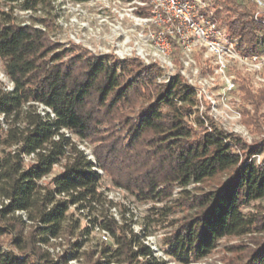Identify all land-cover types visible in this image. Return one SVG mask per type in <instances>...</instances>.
Listing matches in <instances>:
<instances>
[{"label":"trees","instance_id":"16d2710c","mask_svg":"<svg viewBox=\"0 0 264 264\" xmlns=\"http://www.w3.org/2000/svg\"><path fill=\"white\" fill-rule=\"evenodd\" d=\"M245 1L228 0L231 5L215 19L227 13L220 24L241 39V52L264 53V24ZM50 4L0 0V62L13 83L8 90L0 82V264H68L79 259L95 231L108 238L92 246L90 264H167L145 243L148 229L135 232L129 209L100 191L102 175L95 169L138 202L166 203L164 213L156 212L160 220L176 210L185 213L169 221L172 232L164 241L163 252L178 264L209 257L224 238L264 232V217L243 211L264 201V160H250L263 151L212 119L187 120L199 100L179 71L170 83L158 84L159 66L137 59L77 55L64 62L66 53L50 58L55 46L47 34L15 16L18 5L33 13ZM36 20L49 26L47 19ZM140 99L146 103L132 117ZM259 100L264 102V91ZM69 133L99 144L95 161ZM64 236L76 240L55 260L44 247ZM246 255V264H264V241Z\"/></svg>","mask_w":264,"mask_h":264},{"label":"rangeland","instance_id":"374dc122","mask_svg":"<svg viewBox=\"0 0 264 264\" xmlns=\"http://www.w3.org/2000/svg\"><path fill=\"white\" fill-rule=\"evenodd\" d=\"M147 1L148 0H143ZM213 2V1H212ZM50 5H44L39 8L38 12H27L23 5H18L15 10L17 22L20 24L33 25L42 29L48 37L51 44L55 46L53 53L49 55L51 58L56 53H66L63 61H68L71 57L77 55H86L89 57L112 56L119 61H128L131 59L139 60L143 65L149 66L145 60L136 54L140 49L152 50L150 43L151 35L156 36L157 31H167L169 24L162 27L149 26L141 24V19L148 14L145 9L147 7H139L129 4L126 0H50ZM221 6L213 7L215 13L225 6L231 5L228 0H220ZM259 16H264V8H255L248 0L245 5ZM7 10V9H6ZM227 13H223L221 19L224 20ZM36 19H47L48 27ZM220 19V22H221ZM219 22V23H220ZM227 30V29H226ZM152 39V38H151ZM128 43V44H127ZM128 53L126 58H120L118 52ZM132 51V52H131ZM172 62L173 73L180 70L185 71L182 64L180 54H173ZM264 61V53H258ZM179 56V57H178ZM178 57V60H177ZM196 66L199 69L198 78L212 77L214 80L205 83L206 93L202 95L199 104L194 108L195 114L192 117H186L189 121H194L196 116L203 119H212V121L224 132L239 137L249 147L257 148L263 151L261 154L251 157L257 165L263 164L264 160V102H260L259 97L264 91V62L260 68H252L241 65L237 61H232L225 74L216 73L217 66L212 64L203 55L197 54L195 57ZM153 65V64H150ZM189 70V69H188ZM4 73L0 62V82L4 86H8V80L2 77ZM163 72L157 78H162ZM227 79H232L235 87L229 89L226 83ZM259 100V101H258ZM139 105L135 109V114L127 111L132 117L139 111L144 100H139ZM43 107L40 108L42 110ZM118 128L120 126L116 124ZM195 126V125H194ZM108 125L103 126V130H107ZM71 139L75 142L79 149L83 150L88 159L95 161V150L98 143L94 141H81L78 137L70 134ZM128 142L127 134L123 135V139ZM64 163V161H63ZM62 170V166H56L53 173L42 180V183H48L53 176ZM101 188L107 199L113 200L119 204V207L129 209L134 216L136 224L133 226L135 232L148 229L150 238L157 246V256L167 261V264H178L168 258L163 249H166L165 239L172 232L168 226L171 220H180L185 213L176 210L167 218L157 216L164 213L163 209L166 203L138 202L125 190L118 188L112 182L110 176L102 171ZM176 190L174 198L178 197ZM170 203H167L169 205ZM156 209V210H155ZM243 211L247 214L252 213L264 217V201H255L245 206ZM116 213L120 218L119 212ZM81 224L85 226L86 219L81 217ZM9 240L10 237L1 238L2 241ZM76 237L64 236L61 240L53 242L55 245L44 247L57 260L66 250L70 249V243L74 242ZM103 240L102 234L95 231L88 236V240L81 249V256L77 260H70L68 264H90L89 253L94 250V246ZM104 241V240H103ZM264 241V232H254L241 237H227L220 241L218 248L213 253L200 261H193L191 264H246V253L253 250ZM8 242V241H7ZM10 247H3L7 250Z\"/></svg>","mask_w":264,"mask_h":264},{"label":"built area","instance_id":"2783aa9c","mask_svg":"<svg viewBox=\"0 0 264 264\" xmlns=\"http://www.w3.org/2000/svg\"><path fill=\"white\" fill-rule=\"evenodd\" d=\"M213 0H131L129 4L134 5L133 9L150 6V13L141 19V24L162 27L169 24L167 31H157L156 36L151 35L150 43L152 50L140 49L137 56L150 64H156L162 70L160 83L168 84L175 79L177 73H173V62L171 59L172 50L175 51L174 44L178 45L180 58L185 67V71L180 70L196 93L198 100L206 93L205 83L214 80L212 77L198 78L199 69L196 66L195 57L197 54L203 55L212 64L216 65V73L225 74L229 65L237 61L241 65L260 68L263 59L259 54L248 55L241 52L238 47L241 43L240 38L231 37L217 19L212 7ZM258 9L264 8V0H254ZM29 12V11H28ZM255 20L260 21L258 14ZM128 44V43H127ZM132 52V51H131ZM174 54V53H173ZM120 58H126L122 51L118 52ZM189 69V70H188ZM5 81L8 80V90H12L13 83L9 81L3 73ZM229 89L235 87L232 79L226 80ZM98 173L101 170L95 169ZM103 239L107 240L108 233L101 231ZM145 243L150 246L157 256V246L150 237L146 238ZM158 257V256H157Z\"/></svg>","mask_w":264,"mask_h":264}]
</instances>
